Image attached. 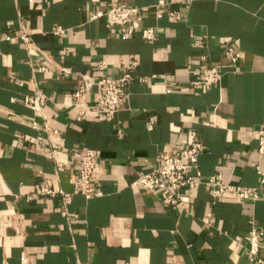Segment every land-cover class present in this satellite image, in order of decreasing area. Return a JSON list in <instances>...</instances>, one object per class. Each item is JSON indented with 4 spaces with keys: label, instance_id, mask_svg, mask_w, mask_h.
Returning <instances> with one entry per match:
<instances>
[{
    "label": "crops",
    "instance_id": "crops-1",
    "mask_svg": "<svg viewBox=\"0 0 264 264\" xmlns=\"http://www.w3.org/2000/svg\"><path fill=\"white\" fill-rule=\"evenodd\" d=\"M157 1L0 0V264H253V225L262 231L264 256V188L255 200L233 193L214 199L202 184L172 206L161 202V191L134 183L195 130L205 150L194 174L259 186L253 163L264 168L257 136L264 125V0H169L185 18L157 19L148 10L142 25L158 27L152 41L138 23L91 18L115 4ZM54 26L66 32L55 36ZM23 27L32 33L28 47L19 38ZM227 45L241 52L237 63ZM133 59L139 65L122 109L78 120L81 108L70 104L78 75L96 83ZM210 65L222 77L209 90L166 92ZM37 88L48 97L41 112L24 102ZM97 92L95 85L83 102L94 106ZM83 147L97 153L99 194L91 199L77 191ZM41 183L70 193L67 206L60 195H40Z\"/></svg>",
    "mask_w": 264,
    "mask_h": 264
},
{
    "label": "built area",
    "instance_id": "built-area-1",
    "mask_svg": "<svg viewBox=\"0 0 264 264\" xmlns=\"http://www.w3.org/2000/svg\"><path fill=\"white\" fill-rule=\"evenodd\" d=\"M170 5L171 1L169 0H158L156 3L146 6L119 3L111 6L107 11H96L92 14L91 18L96 19L107 16L109 24L116 27H122L132 22L142 25L146 12L153 10L157 19L168 16L173 21L183 20L185 15L179 10L172 9ZM157 29V26L142 25L141 35L145 40L152 41L156 37ZM65 32L66 29L62 26H54L51 29V33L55 36L63 35ZM19 38L28 47L32 41V33L26 27H23L19 33ZM194 44L198 45V42L195 41ZM67 54L68 49L64 48L61 51V58H65ZM225 54L233 63H237L241 58V52L232 45L226 46ZM138 65L139 60L133 59L129 63L119 67L120 72L118 75L103 77L99 81H96V83L88 74H79L80 85L72 94V100L70 102V104L81 108L78 120H83L89 114L111 117L120 111L129 96L128 86ZM105 67L106 63L102 62L100 68L104 69ZM38 69L41 72H50L52 71V66L41 65ZM58 70L63 74L70 73L63 66H58ZM221 77L222 73L220 68L216 65H210L204 67L195 79L190 80L186 84L169 85L166 88V92L170 93L175 90L187 93L206 91L218 83ZM141 80L148 81L149 79L141 78ZM95 85H98V92L94 106L90 107L83 102V97ZM24 102L27 105L38 108L39 112H41L47 105L48 97L42 89L37 88L34 93L25 96ZM257 136L259 139L258 152L264 156V125L258 129ZM204 150L205 146L199 138L198 133L193 130L184 148L174 153L160 154L152 169L141 172L134 183L147 191H161V202L165 205L172 206L178 205L184 196H190L193 189L202 184L209 188L210 194L214 199H218L224 193H233L245 200H255L263 197L260 189L264 188V168L258 163H253L260 176V184L258 187H246L226 183L221 173L206 179H203L199 174H194L193 171L199 165V156ZM78 159L79 180L77 191L85 198L91 199L99 194L94 184L97 153L92 148L83 147L78 151ZM39 194L53 198L60 195L65 206H67V200L71 196L70 193L63 189H56L47 183L40 184ZM33 197L31 194L27 196V199H33ZM261 233V229L253 225L247 235L250 260L253 264H264V256L261 254ZM23 264H28V262L23 260Z\"/></svg>",
    "mask_w": 264,
    "mask_h": 264
}]
</instances>
